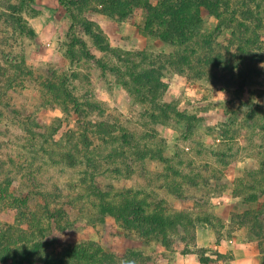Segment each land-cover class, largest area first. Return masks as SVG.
<instances>
[{
  "label": "rangeland",
  "instance_id": "rangeland-1",
  "mask_svg": "<svg viewBox=\"0 0 264 264\" xmlns=\"http://www.w3.org/2000/svg\"><path fill=\"white\" fill-rule=\"evenodd\" d=\"M222 2L224 28L203 10L192 39L172 45L143 33L140 8L120 20L91 3L74 11L73 23L59 0H0V182L28 194L27 207L68 211L63 230L40 217L50 226L49 251L94 240L123 261L161 258L160 236L144 237L113 216L93 219L97 190L111 201L136 191L151 210L188 213L195 223L169 236L170 250L199 258L198 230L221 241L238 225L264 249V103L251 95L264 94V63L256 61L264 55V0ZM88 21L98 28L88 30ZM78 37L100 61L84 56ZM214 55L220 66L207 60ZM149 67L167 85L155 98L137 76ZM16 214L2 197L0 221L18 223ZM207 249L217 260L210 264H230L232 256Z\"/></svg>",
  "mask_w": 264,
  "mask_h": 264
},
{
  "label": "trees",
  "instance_id": "trees-1",
  "mask_svg": "<svg viewBox=\"0 0 264 264\" xmlns=\"http://www.w3.org/2000/svg\"><path fill=\"white\" fill-rule=\"evenodd\" d=\"M59 1L70 13L73 23L77 19L74 11L83 12L87 7H90L91 3L100 5V8H97L96 11L108 16H118L120 20L129 18L133 15L136 8H140L146 13L145 23L142 27L143 33L152 35L172 45H184L192 39L194 32L203 23V10L221 18V13L223 12L222 0H158L157 3H153L152 0ZM250 11L254 10L250 9ZM250 11L248 10V13ZM87 24L88 30L98 28L93 21H88ZM73 26L74 24L71 25V28ZM222 27H224V24L220 22L216 28L217 31H220ZM233 35H235V32H233ZM76 41V45H80L81 51L86 58L100 61L87 49L83 39L78 37ZM245 43H247V40H245ZM72 46L74 47L75 44L71 45V48ZM72 51L73 48L70 49V53ZM252 51L249 52L256 56L255 52ZM222 58L220 55H214L208 57L207 60L220 66L219 60ZM263 60L264 55L262 54L256 58L258 62ZM156 70V68L152 67L144 68L139 70L137 75L138 78L140 76L144 78L142 91L151 94L153 98H155L157 92H161L167 86L159 81ZM230 74L234 76L235 73ZM225 78L226 76L223 75L218 76L219 80ZM47 87L54 93L60 89L52 82H48ZM61 93L71 99L73 98L66 86ZM153 101L155 100L153 99ZM76 105L78 106L77 102ZM64 108H66L65 104ZM178 115L185 117V114L181 112ZM164 117L169 118L170 116L166 115ZM64 155L68 164L71 166L76 165L77 160L74 154L66 152ZM159 157L164 159L162 156ZM7 184L4 186L3 182H0V199L3 197V202L7 207L17 211L15 220L19 222L8 224L0 221V264H146L143 262L137 263L135 260L123 261L116 253L104 249L94 240L67 246L60 252L49 251L46 247L48 240H46L44 234L50 226H42V215L43 217L46 215L51 224H55L56 227L60 226L58 230H63L68 225L71 226V224L62 225L63 220H68V218H64L68 211H64L62 208L51 211L46 204L43 207H27L26 198L29 195L26 194L27 196L23 198L15 196L16 193L10 187V181ZM136 193V191L127 190L121 194V197L117 198L118 200L111 201L104 198L106 196L105 192L97 190L99 203L96 210V218L93 219L103 223L107 216H113L121 221L126 229H135L137 232L142 233L141 235L144 237H149V235H152L151 233H154L156 237L160 236V242L166 247L168 246L166 245V240L171 234L177 232L179 228L187 230V228L192 226V223H195L194 219L183 211L170 213L165 210H151L147 201L137 197ZM21 224L26 225L27 228H23ZM203 253L206 255V250H203ZM204 254L199 257L201 263L209 264L212 261H217L213 257L205 256ZM216 255L218 259L223 257L220 253Z\"/></svg>",
  "mask_w": 264,
  "mask_h": 264
},
{
  "label": "crops",
  "instance_id": "crops-1",
  "mask_svg": "<svg viewBox=\"0 0 264 264\" xmlns=\"http://www.w3.org/2000/svg\"><path fill=\"white\" fill-rule=\"evenodd\" d=\"M257 6L258 4L255 5V8ZM210 16L215 17L219 24L220 21L221 23L223 21L221 17H218L216 15L210 14ZM218 23L217 25H219ZM228 27L231 29V35H233L235 25H230ZM259 63H264V60L259 61ZM259 69L260 73L262 72V74L264 75V68ZM224 94L225 96H227L228 92L225 91ZM254 94H256L257 97L256 99L252 98L253 101L261 104L264 103V94L259 97V94L257 92H254L253 90V94L251 95L254 97ZM208 232L209 230H207V233ZM196 236L198 246L204 248L207 255L212 256L207 248L213 246L220 254L232 256V258L229 259L230 264H264V249H261L258 244L251 242L244 232L243 228H240V225L236 226V230H233L232 237L230 239L217 241L214 240L213 237L203 238L202 232L199 230L198 232H196ZM163 250L164 254L160 255L161 258L159 260L151 262L152 264H203L200 262V259L197 257V255L193 252L184 254L179 249L170 250L166 247H163Z\"/></svg>",
  "mask_w": 264,
  "mask_h": 264
},
{
  "label": "clouds",
  "instance_id": "clouds-1",
  "mask_svg": "<svg viewBox=\"0 0 264 264\" xmlns=\"http://www.w3.org/2000/svg\"><path fill=\"white\" fill-rule=\"evenodd\" d=\"M262 66H264V65H262ZM225 98V97H224Z\"/></svg>",
  "mask_w": 264,
  "mask_h": 264
}]
</instances>
